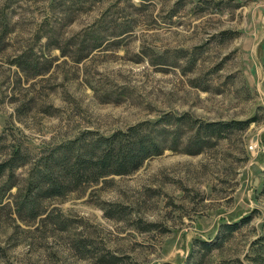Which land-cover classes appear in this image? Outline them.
Listing matches in <instances>:
<instances>
[{
	"label": "rangeland",
	"instance_id": "obj_1",
	"mask_svg": "<svg viewBox=\"0 0 264 264\" xmlns=\"http://www.w3.org/2000/svg\"><path fill=\"white\" fill-rule=\"evenodd\" d=\"M165 114L240 125L64 197L7 172L0 264H264V0H0V163Z\"/></svg>",
	"mask_w": 264,
	"mask_h": 264
},
{
	"label": "trees",
	"instance_id": "obj_2",
	"mask_svg": "<svg viewBox=\"0 0 264 264\" xmlns=\"http://www.w3.org/2000/svg\"><path fill=\"white\" fill-rule=\"evenodd\" d=\"M184 125L190 129L196 128V141L202 143L206 138L223 136L240 123L202 122L194 120L188 114H165L155 122L144 121L111 136L84 133L63 144L57 153L39 161L32 162L30 155L17 148L0 163V179L9 171L33 163V178L34 183H37V193L33 196L37 195L41 199L64 197L110 176L135 173L148 159L162 153L161 138L171 135L177 143L185 133L182 131ZM3 146L0 138V152L3 151ZM28 203L29 209L34 210L36 200ZM226 228L233 232L238 225Z\"/></svg>",
	"mask_w": 264,
	"mask_h": 264
}]
</instances>
